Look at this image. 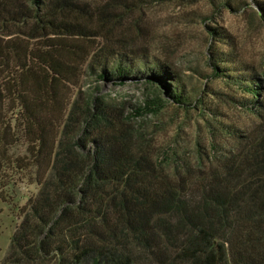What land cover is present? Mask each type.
I'll return each mask as SVG.
<instances>
[{
	"label": "trees",
	"instance_id": "1",
	"mask_svg": "<svg viewBox=\"0 0 264 264\" xmlns=\"http://www.w3.org/2000/svg\"><path fill=\"white\" fill-rule=\"evenodd\" d=\"M71 6L0 0V192L9 172L29 171L39 185L2 264H264L262 87L244 85L242 105L260 122L235 151L209 173L170 176L99 98H76L62 113V85L81 65L109 78L132 64L113 46L70 43L86 35L67 20ZM156 66L149 81L186 104L180 78ZM151 104L163 106L159 96Z\"/></svg>",
	"mask_w": 264,
	"mask_h": 264
},
{
	"label": "rangeland",
	"instance_id": "2",
	"mask_svg": "<svg viewBox=\"0 0 264 264\" xmlns=\"http://www.w3.org/2000/svg\"><path fill=\"white\" fill-rule=\"evenodd\" d=\"M69 1L76 12L67 13V20L81 24L86 34L70 43L95 50L113 46L133 58L127 72L109 78L81 65L72 82L62 85L64 115L76 98H99L170 176L188 169L209 173L260 122L242 103L251 98L246 83L260 85L264 96V12L259 9L264 0ZM40 41L33 43L39 47ZM157 64L180 78L186 104L172 102L149 81ZM108 66L114 70L118 64ZM158 96L163 106L153 111ZM60 114L56 117L64 119ZM22 151L16 146L13 152ZM8 175L10 183L0 192V264L25 205L39 189L29 171Z\"/></svg>",
	"mask_w": 264,
	"mask_h": 264
}]
</instances>
